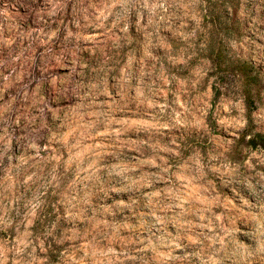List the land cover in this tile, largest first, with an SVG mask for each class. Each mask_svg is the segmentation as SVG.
Here are the masks:
<instances>
[{"label": "clouds", "instance_id": "1", "mask_svg": "<svg viewBox=\"0 0 264 264\" xmlns=\"http://www.w3.org/2000/svg\"><path fill=\"white\" fill-rule=\"evenodd\" d=\"M0 264H264V0H0Z\"/></svg>", "mask_w": 264, "mask_h": 264}]
</instances>
